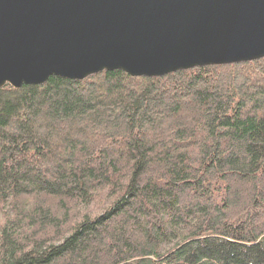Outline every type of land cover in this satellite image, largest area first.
Listing matches in <instances>:
<instances>
[{
  "label": "trees",
  "instance_id": "1",
  "mask_svg": "<svg viewBox=\"0 0 264 264\" xmlns=\"http://www.w3.org/2000/svg\"><path fill=\"white\" fill-rule=\"evenodd\" d=\"M0 264H264V57L1 87Z\"/></svg>",
  "mask_w": 264,
  "mask_h": 264
},
{
  "label": "water",
  "instance_id": "2",
  "mask_svg": "<svg viewBox=\"0 0 264 264\" xmlns=\"http://www.w3.org/2000/svg\"><path fill=\"white\" fill-rule=\"evenodd\" d=\"M264 57V0H0V88Z\"/></svg>",
  "mask_w": 264,
  "mask_h": 264
},
{
  "label": "rangeland",
  "instance_id": "3",
  "mask_svg": "<svg viewBox=\"0 0 264 264\" xmlns=\"http://www.w3.org/2000/svg\"><path fill=\"white\" fill-rule=\"evenodd\" d=\"M86 78V77H85ZM84 79V78H83ZM7 85H9V84H7ZM26 85V84H25ZM27 85H34V84H27ZM15 89H18V88H15ZM194 116L195 115H197V114H193ZM197 117H198V115H197ZM189 119V115H185V121L187 122V121H190V120H188ZM167 132V126H165V125H163V127H162V130H161V132H159V133H162V134H167L166 133Z\"/></svg>",
  "mask_w": 264,
  "mask_h": 264
}]
</instances>
